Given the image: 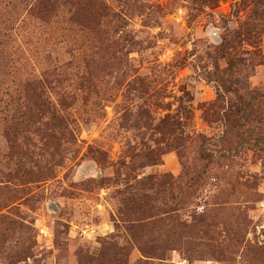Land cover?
Listing matches in <instances>:
<instances>
[{"label": "rangeland", "instance_id": "374dc122", "mask_svg": "<svg viewBox=\"0 0 264 264\" xmlns=\"http://www.w3.org/2000/svg\"><path fill=\"white\" fill-rule=\"evenodd\" d=\"M0 264H264V0H0Z\"/></svg>", "mask_w": 264, "mask_h": 264}]
</instances>
